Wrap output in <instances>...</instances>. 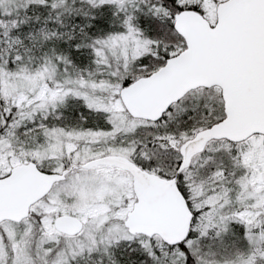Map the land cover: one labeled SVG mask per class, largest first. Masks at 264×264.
I'll return each instance as SVG.
<instances>
[{
  "label": "snow or ice",
  "instance_id": "6c2138e0",
  "mask_svg": "<svg viewBox=\"0 0 264 264\" xmlns=\"http://www.w3.org/2000/svg\"><path fill=\"white\" fill-rule=\"evenodd\" d=\"M0 264H264V0H0Z\"/></svg>",
  "mask_w": 264,
  "mask_h": 264
}]
</instances>
